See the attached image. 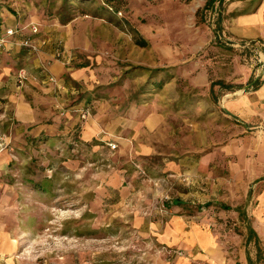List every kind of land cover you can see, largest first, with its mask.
I'll return each mask as SVG.
<instances>
[{
    "label": "rangeland",
    "instance_id": "1",
    "mask_svg": "<svg viewBox=\"0 0 264 264\" xmlns=\"http://www.w3.org/2000/svg\"><path fill=\"white\" fill-rule=\"evenodd\" d=\"M121 1L0 0V264H198L176 214L264 264V43L229 33L264 0Z\"/></svg>",
    "mask_w": 264,
    "mask_h": 264
},
{
    "label": "crops",
    "instance_id": "2",
    "mask_svg": "<svg viewBox=\"0 0 264 264\" xmlns=\"http://www.w3.org/2000/svg\"><path fill=\"white\" fill-rule=\"evenodd\" d=\"M229 33L237 39L259 40L264 43V1L259 3L256 9L255 7L250 8L247 11L241 12L233 17ZM51 67L59 69V65L56 62L51 63ZM254 89L257 90L256 92L258 98H264V83L260 82L257 88ZM246 100H250V98H247ZM259 179H264V175ZM207 202H211L210 204H212V201ZM186 203L187 202L184 199L179 198V201L174 203V205L176 207H180L181 205H186ZM206 203L204 206L210 205H207ZM223 207L227 209L229 208V205L224 204ZM263 222L264 221L260 220L259 222H257L258 224L254 226L250 225L249 227V229L252 228L254 232H256L259 239V228L264 229V225H261L259 223ZM185 224L187 225L185 219L176 214L173 220V225L169 224L167 226V230L165 232H161L162 240L166 244L170 245H178L181 247L188 246L191 249L196 245L199 248L203 249L204 253L200 254L201 259H198V264H237L235 261H228L227 259L224 260L223 253L221 256V251L217 252L218 249H216L217 246L215 244V237L210 230H205L198 227H193V229L191 230L190 227L186 226ZM183 239H185V241ZM241 261H244L242 262V264H246L245 261H248V257L244 260L242 258ZM182 262L183 261H179V263L177 262L176 264H183ZM184 262H186L187 264H193V261H191V259L187 261L184 260Z\"/></svg>",
    "mask_w": 264,
    "mask_h": 264
},
{
    "label": "trees",
    "instance_id": "3",
    "mask_svg": "<svg viewBox=\"0 0 264 264\" xmlns=\"http://www.w3.org/2000/svg\"><path fill=\"white\" fill-rule=\"evenodd\" d=\"M71 1H74V0H64L63 9L60 11L61 19L64 23L69 22L72 18V17H68V16L63 14V12H69L70 8L73 7V4H71ZM78 1L79 2H87V1L92 2L94 0H78ZM101 1L104 4V6H102V8L104 7L103 9H105L106 11H112L113 13H120L124 9L121 0H101ZM215 2H216V0H210L208 2V8L213 7V5H215ZM138 44H141L144 46V45H147V42L145 40H139ZM259 83H260V81H257L255 83V86L257 87L259 85ZM216 85H220L221 87L226 88L228 90H235L234 86L225 84L223 81L213 82L212 88H214V86H216ZM178 201H179V198H175L172 200L171 204H174ZM210 203L211 202H207L206 204L208 205ZM167 204H170V203H167ZM249 230L252 234L254 233L256 236L255 242L258 246L259 256L261 257L262 256V248L260 246V239H259L258 235L256 234V232H254V230L252 228H250Z\"/></svg>",
    "mask_w": 264,
    "mask_h": 264
},
{
    "label": "built area",
    "instance_id": "4",
    "mask_svg": "<svg viewBox=\"0 0 264 264\" xmlns=\"http://www.w3.org/2000/svg\"><path fill=\"white\" fill-rule=\"evenodd\" d=\"M32 34L36 35L39 33V28L35 25H33L32 27ZM15 33H18L16 30L10 28L7 30V35H15ZM7 43V40L4 37H0V47L5 46ZM40 44V41H39ZM37 44L34 42V40L31 37H26L23 41H21V46L25 47L26 49L30 50H37L38 46H36ZM57 56H63V53L61 52V50H57ZM64 57V56H63ZM62 58V57H61ZM84 117H86V114L84 115ZM116 145L114 143H112V147H115ZM5 148L4 143L2 141H0V152Z\"/></svg>",
    "mask_w": 264,
    "mask_h": 264
}]
</instances>
